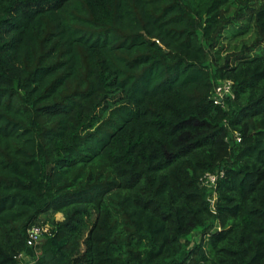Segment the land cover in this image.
<instances>
[{
  "label": "trees",
  "instance_id": "1",
  "mask_svg": "<svg viewBox=\"0 0 264 264\" xmlns=\"http://www.w3.org/2000/svg\"><path fill=\"white\" fill-rule=\"evenodd\" d=\"M238 5L0 0V264H264V53L213 56L245 14L264 44Z\"/></svg>",
  "mask_w": 264,
  "mask_h": 264
},
{
  "label": "rangeland",
  "instance_id": "2",
  "mask_svg": "<svg viewBox=\"0 0 264 264\" xmlns=\"http://www.w3.org/2000/svg\"><path fill=\"white\" fill-rule=\"evenodd\" d=\"M234 5L228 10V16L233 17L239 0H232ZM242 1V0H241ZM250 5V4H249ZM251 7V6H250ZM244 14V13H243ZM243 16V15H242ZM243 31V32H242ZM255 39L254 31L251 24L248 22V14H245L244 18L240 21L233 22L223 33L221 39L218 41L216 49L213 51L214 64L221 65L227 55L240 52L243 46L248 47L245 57H254L264 53V44L260 46H253ZM56 221L62 220L61 214H56L52 216ZM51 217V218H52ZM50 217L44 215L41 217V225L48 229V232L52 229ZM219 230V227H216ZM201 238V231L195 232L191 237H189L190 246L198 243ZM45 241V240H44Z\"/></svg>",
  "mask_w": 264,
  "mask_h": 264
},
{
  "label": "built area",
  "instance_id": "3",
  "mask_svg": "<svg viewBox=\"0 0 264 264\" xmlns=\"http://www.w3.org/2000/svg\"><path fill=\"white\" fill-rule=\"evenodd\" d=\"M232 94V83L229 81L222 82L221 84L214 87L212 92V101L215 105H222L224 99L226 97H232ZM235 139L237 142H240V138L238 137V135H235ZM221 176V172L217 174L206 173L201 179L202 185L214 191L216 187V182ZM209 201L211 204V210L214 211L216 203V195L214 192L212 193V196L209 197ZM48 233L49 232L46 227L40 225L32 226L27 230V246L35 247L40 242L42 237Z\"/></svg>",
  "mask_w": 264,
  "mask_h": 264
}]
</instances>
